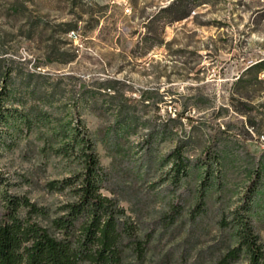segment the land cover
I'll return each instance as SVG.
<instances>
[{
	"label": "rangeland",
	"instance_id": "obj_1",
	"mask_svg": "<svg viewBox=\"0 0 264 264\" xmlns=\"http://www.w3.org/2000/svg\"><path fill=\"white\" fill-rule=\"evenodd\" d=\"M11 1L0 0V60L14 69L9 99L14 102L9 105L28 115L42 109L49 118L36 121L31 130L20 122L11 126L19 140L3 151L1 170L11 175L36 170L41 181L68 175L76 162L43 155V149L48 142L62 145L64 133L79 117L102 165L120 183L115 190L121 204L143 228L173 202L185 203L187 215L189 205L204 201L207 213L196 225L200 244L220 232L233 242V234L221 230L218 221L257 184L251 218L264 242V120L258 130L245 124L248 134L245 117L237 116L231 103L234 82L251 64L264 62V0H196L193 14L164 24L162 18L148 20L170 0H75V7L73 0H24L42 21L77 20L74 30L57 36L61 49L75 55L68 63L49 59L47 44L37 35L30 39L16 31L22 16L6 15ZM4 29L12 32L3 37ZM149 30L168 44L155 43L145 51ZM108 81H116L115 94L135 101L136 123L129 129L117 124L118 102L113 91L103 89ZM82 83L88 87L84 93L75 88ZM26 84L34 92L22 94ZM249 95L254 109L263 107L264 85ZM218 126L228 131L218 134ZM214 140L220 163L206 167L201 160ZM181 141L193 165L182 186L173 190L166 181L171 168L167 154ZM209 174L215 180L205 188ZM28 191L33 200L51 206L64 198ZM164 237L155 238L158 247L172 243Z\"/></svg>",
	"mask_w": 264,
	"mask_h": 264
},
{
	"label": "trees",
	"instance_id": "obj_2",
	"mask_svg": "<svg viewBox=\"0 0 264 264\" xmlns=\"http://www.w3.org/2000/svg\"><path fill=\"white\" fill-rule=\"evenodd\" d=\"M73 1L72 7H75ZM196 5V0H170L151 14L148 21L152 23L162 18L163 24L172 23L193 14ZM33 12L24 0H12L6 7V15L22 16L16 26L18 33L30 39L37 35L45 41L49 59L63 63L73 61L75 55L61 49L57 36L74 30L78 26L77 20L51 23L42 21ZM44 30H47L45 35ZM7 32L12 30L4 29L2 36L5 37ZM152 33L149 30L144 34L143 42L149 43L145 51L152 49L155 43L168 44L158 33L151 36ZM10 65L0 60V156L3 151L14 148L19 140V135L10 131L12 125L17 128V122H20L31 130L36 121L49 118L48 112L42 109L34 108L35 112L28 115L9 105L14 102L9 101L14 71ZM263 70V61L253 63L234 82L233 112L245 117L242 122L247 133L245 124L258 130L264 120V104L256 110L247 101L251 90L264 85V78L260 76ZM115 82L108 81L103 89L114 92L119 105L117 124L129 129L136 123L135 101L123 94H115ZM75 88L84 93L88 87L82 83ZM30 92H34L32 87L27 84L22 87V94ZM227 131L225 127L216 128L218 134ZM64 134L62 145L53 147L48 142L43 155L53 154L76 162V167L70 169L68 175L41 181L36 170L11 175L0 169V264H264V242L251 218L254 195L259 188L257 184L244 194L242 203L218 221L221 230H230L234 241L230 242V237L220 232L213 241L200 244L196 225L207 213L204 201L189 205L187 215L185 203L173 202L167 212L143 228L121 204L115 190L120 183L102 165L95 141L83 121L78 117ZM216 139L221 141L223 136L218 135ZM218 141L214 140L207 148L201 160L204 166L220 163ZM186 146L181 141L167 154L171 168L166 181L173 190L182 186L193 165L183 154ZM39 165L46 170L44 164ZM213 180L214 177L207 175L205 188ZM27 188L58 193L64 198L54 206L42 204L30 197ZM104 190L111 195L105 194ZM184 230V236L179 238ZM164 236H167L166 244L170 243L168 236L172 243L158 247L157 240L164 239Z\"/></svg>",
	"mask_w": 264,
	"mask_h": 264
},
{
	"label": "built area",
	"instance_id": "obj_3",
	"mask_svg": "<svg viewBox=\"0 0 264 264\" xmlns=\"http://www.w3.org/2000/svg\"><path fill=\"white\" fill-rule=\"evenodd\" d=\"M126 9H129V8H126Z\"/></svg>",
	"mask_w": 264,
	"mask_h": 264
}]
</instances>
